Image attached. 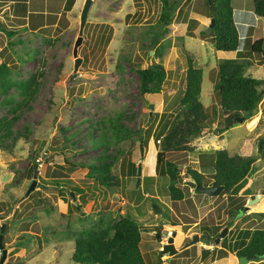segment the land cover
<instances>
[{
    "label": "rangeland",
    "instance_id": "374dc122",
    "mask_svg": "<svg viewBox=\"0 0 264 264\" xmlns=\"http://www.w3.org/2000/svg\"><path fill=\"white\" fill-rule=\"evenodd\" d=\"M83 2L80 0L75 23L67 30L44 27L11 39L7 36V43L0 37V56L10 65L12 79L25 78L35 70L41 73L37 91L18 109L19 116L13 124L14 129L26 125L27 134L18 137L11 150L0 147V226L5 222L3 243L7 248L1 264H85L71 257L74 234L101 215L105 220L128 215L141 226L140 249L147 264H186L190 260L196 264L199 245L212 248V256H218L223 237L215 245L213 240L209 244L192 241L194 234L200 239L205 226L211 234H215L214 227L220 231L227 226L224 237L231 242L240 229L264 227V157L255 161L247 180L248 190L240 195L222 191L208 195L187 184L193 177L185 172L186 166H192L203 172V185H211V170L201 163L214 148H225L231 154H254L257 138L264 135V91L253 114L224 129L214 82L217 62L230 57V52L217 50L211 37L201 32L211 18L208 0H178L170 22L164 25L159 20L164 12L162 0H92L78 46L77 54L82 60L75 70L72 50ZM232 7L239 34L238 55L235 50L233 56L252 59L246 73L263 77L264 50L253 53L250 45L255 38L264 37V17L254 12L253 0H232ZM155 37L159 43L152 45ZM159 46L158 55L154 48ZM187 55L203 70L199 97L209 117L203 132L191 138L192 150L163 153L182 171L179 186L184 196L172 199L168 176L155 169L157 136L165 131L177 109ZM158 59L167 69L163 88L160 92L142 93L137 68ZM9 95L12 105L21 99L15 86L9 88L8 94L1 93L0 117L11 115V104L3 100ZM116 113L122 114L128 127L140 128L146 141L143 144L136 131L132 139L108 146L107 152L114 158L112 172L119 184L99 189L87 177V166L70 168L66 155L71 154L69 160L80 161L100 153V146L91 145L88 131L97 135L108 125V117ZM43 141L48 144L41 149ZM66 142L75 149L72 153L59 147ZM33 158L38 160L35 176L28 168ZM54 176L67 178L68 184L83 190L74 195L51 182ZM34 177V187L26 194ZM229 220L232 223L227 225ZM172 231L176 234V248L192 246L172 255L161 252L163 241ZM230 253L232 264H239L235 251L226 249L225 256ZM1 254L0 249V257ZM245 264H264V256Z\"/></svg>",
    "mask_w": 264,
    "mask_h": 264
},
{
    "label": "trees",
    "instance_id": "16d2710c",
    "mask_svg": "<svg viewBox=\"0 0 264 264\" xmlns=\"http://www.w3.org/2000/svg\"><path fill=\"white\" fill-rule=\"evenodd\" d=\"M71 2L73 0H70ZM164 12L160 14L159 20L162 25L171 20L170 14L178 0H162ZM209 16L214 19V24L209 32L206 27L201 32L211 37L216 49L237 50L239 44V34L233 18L232 0H208ZM253 10L258 16L264 17V0H253ZM210 23V20H209ZM10 34L12 31H9ZM10 42V40L8 41ZM12 42V41H11ZM152 45L158 44L157 38L151 40ZM161 46L154 48L156 54H160ZM264 50V37L255 38L250 45L253 53H262ZM238 55V50L237 54ZM250 58L225 57L217 62V79L214 82V90L218 96V102L224 122V129L230 123L238 120L237 117L248 118L257 109L263 93L264 76L255 77L246 73V68L252 64ZM139 89L142 93L160 92L167 76V69L162 60H154L145 67H138ZM40 71H32L25 78L14 80L11 77V67L3 58L0 60V94H8L10 87L15 86L21 95L15 105H12V96L9 95L3 100L10 103L11 115L0 117V147L11 150L14 142L20 136L27 134V126L22 129H14V121L18 118V109L27 104L39 86ZM203 80V70L194 63V59L187 55V66L184 72V85L179 96L178 106L164 132H161L159 139V150L156 158L155 169L161 174L168 176V190L172 199H181L184 196L183 190L179 186L182 180V171L176 161L165 158L164 151L187 150L194 148L190 144L191 138L200 135L205 122L209 117V112L201 101L199 94ZM223 129V127H222ZM221 129V130H222ZM138 132V139L144 144L146 139L142 138L140 128L133 130L128 127L122 119V114L116 113L108 117V125L97 135L92 130L88 131L92 146H100V153L89 160H69L70 155H66L69 167L87 166V177L93 182V187L108 189L115 184H119V178L112 172L113 155L107 152L110 144H117L125 139H132L133 134ZM70 141V140H69ZM41 144V149L45 145ZM256 153L242 155L239 153H229L225 148H214L210 152L208 159L201 164L211 170L212 179L210 184H222L221 193L230 196L240 195L248 190L247 180L251 176L254 163L258 158L264 157V135L257 138ZM70 142L63 143L59 147L62 151L73 152ZM53 147L51 144L49 148ZM46 154L47 150L44 151ZM33 158L29 171L33 174L38 160ZM136 167H134V170ZM187 174L191 175L196 183L203 184L204 174L197 168L186 166ZM59 176V173H58ZM56 186L65 188L68 192L82 191V187L76 184H68L69 179L54 176L51 180ZM206 184V183H205ZM207 185H209L207 183ZM76 208H80L75 202ZM238 208H243L239 205ZM238 211V209H237ZM261 213V212H260ZM232 221H228L230 225ZM215 234L210 233V228L205 226L204 233L214 239L219 230L217 227ZM141 226L128 215L120 214L115 219H104L101 215L92 224L80 228L74 234V247L72 259L85 264H147L140 249ZM3 241V240H2ZM218 257L226 255V249L235 251L237 256L245 255L248 260L264 256V227L252 229H240L237 238L233 242L221 239ZM216 247V246H215ZM219 248V247H218ZM209 251L210 249H205Z\"/></svg>",
    "mask_w": 264,
    "mask_h": 264
},
{
    "label": "crops",
    "instance_id": "0c3cea01",
    "mask_svg": "<svg viewBox=\"0 0 264 264\" xmlns=\"http://www.w3.org/2000/svg\"><path fill=\"white\" fill-rule=\"evenodd\" d=\"M79 3L80 0L72 2L70 0H0V37H4L7 43L13 35L35 32L44 27L54 26L56 28L58 26L64 27L62 30H67L75 23V12ZM9 31H12L11 34ZM7 36L10 37L9 40ZM2 48L3 46H0V52ZM217 50L230 52V57L235 53V50ZM1 59L2 56H0ZM187 246L192 245L177 246V248L178 250L183 247L188 249ZM202 248L199 245V249L196 250V254H199L196 264H232V253L218 257L212 256V248ZM251 261L253 259L248 260V263ZM186 264H193V260L187 261Z\"/></svg>",
    "mask_w": 264,
    "mask_h": 264
},
{
    "label": "water",
    "instance_id": "95a60500",
    "mask_svg": "<svg viewBox=\"0 0 264 264\" xmlns=\"http://www.w3.org/2000/svg\"><path fill=\"white\" fill-rule=\"evenodd\" d=\"M91 2H92V0H84L82 8H81V11H80V14H79L78 32H77V36L75 38L74 45H73V50H72V53L75 56V60H74V69L75 70L77 69L79 63L82 60V57L77 54L78 53V46L82 42L83 28H84V26L86 24V21H87L88 11H89ZM176 7H175V9H176ZM213 24H214V19L211 17L210 18V23L206 27V31L207 32L210 31V29L212 28ZM263 91H264V88H262V92ZM237 118H238V120H242L243 119V117H240V116L237 117ZM47 144H48V142H47ZM47 144H45V147L47 146ZM36 172H37V169H35V171H34V176L36 175ZM140 172H141V165L139 163L137 165V174H138L137 183L139 182ZM35 182H36V179L34 177L31 180V182H30V184H29V186H28V188H27V190L25 192L26 194L34 187ZM187 184L191 185L196 190L201 191V192H203L205 194H208V195H217L223 189V185L222 184L203 185V184H200V183H196V181L194 179H188L187 180ZM250 200H252V199H250ZM4 227H5V222H3L1 224V226H0V249H1V252H2L1 257H0V264L3 262V260H4L5 256H6V253H7V248L4 247V243L2 241L3 240ZM227 228H228L227 226H224L219 231V233L216 235V237L212 241L213 245L218 243L220 241V239L222 237H224V235H225V233L227 231ZM174 235H175V231H173L171 235L167 236L166 241H163L162 248L160 249L161 252L169 253V255H172L175 252H177L178 249L176 248V246L174 244ZM156 236L158 237V239H160V234L158 232L156 233ZM195 240H202L206 244L210 243V239L207 237L206 234L202 235L200 237V239H199L198 234H194L192 241L194 242ZM247 261H248V259L246 258L245 255H240L238 257V263L239 264H245Z\"/></svg>",
    "mask_w": 264,
    "mask_h": 264
},
{
    "label": "flooded vegetation",
    "instance_id": "af4514ba",
    "mask_svg": "<svg viewBox=\"0 0 264 264\" xmlns=\"http://www.w3.org/2000/svg\"><path fill=\"white\" fill-rule=\"evenodd\" d=\"M204 234H205V233H204ZM204 234H203V235H204ZM198 236H199V235H198ZM207 237H208V236H207ZM208 238H209V237H208ZM209 239H210V238H209ZM210 240H214V239H210Z\"/></svg>",
    "mask_w": 264,
    "mask_h": 264
},
{
    "label": "built area",
    "instance_id": "2783aa9c",
    "mask_svg": "<svg viewBox=\"0 0 264 264\" xmlns=\"http://www.w3.org/2000/svg\"><path fill=\"white\" fill-rule=\"evenodd\" d=\"M158 141H159V139H157ZM173 232V231H172ZM165 241H166V239H165Z\"/></svg>",
    "mask_w": 264,
    "mask_h": 264
},
{
    "label": "bare ground",
    "instance_id": "6f19581e",
    "mask_svg": "<svg viewBox=\"0 0 264 264\" xmlns=\"http://www.w3.org/2000/svg\"><path fill=\"white\" fill-rule=\"evenodd\" d=\"M176 234L174 235V238H175Z\"/></svg>",
    "mask_w": 264,
    "mask_h": 264
},
{
    "label": "clouds",
    "instance_id": "9594fccd",
    "mask_svg": "<svg viewBox=\"0 0 264 264\" xmlns=\"http://www.w3.org/2000/svg\"><path fill=\"white\" fill-rule=\"evenodd\" d=\"M161 248H162V245H161Z\"/></svg>",
    "mask_w": 264,
    "mask_h": 264
}]
</instances>
